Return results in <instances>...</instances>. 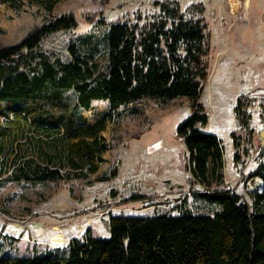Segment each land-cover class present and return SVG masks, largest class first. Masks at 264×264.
Instances as JSON below:
<instances>
[{
    "label": "trees",
    "instance_id": "1",
    "mask_svg": "<svg viewBox=\"0 0 264 264\" xmlns=\"http://www.w3.org/2000/svg\"><path fill=\"white\" fill-rule=\"evenodd\" d=\"M1 1L14 11L28 4L52 14L65 0ZM154 6L159 8L158 14L143 24L141 16L135 23H112L102 38L104 63L94 54L99 44L96 34L72 39L68 60L41 51L42 41L50 34L78 27L73 14L52 17L19 44L0 47V107L26 103L14 110L10 129L17 128L21 120L38 118L51 126L43 127V133L53 138V148L39 154L42 164L17 152L7 180L86 181L107 161L111 146L105 133L120 107L147 99L171 102L186 98L191 102V114L176 135L188 153L190 183L206 187L195 192L196 197L218 210L212 215L195 214L180 206L178 215H112L109 238L95 237L87 228L82 237L70 239L68 246L55 247L67 246L65 255L4 256L0 264H264V154L252 175L262 181L263 189L251 192L250 201L230 189H212L222 179L224 146L216 134L202 129L209 124L200 98L210 75L207 57L211 50L203 8L194 4L183 11L176 0H158ZM70 92L76 95L74 102ZM102 101L109 103V111H96L94 103ZM236 113L240 125L248 127L249 116L241 98ZM6 131L0 119L1 138ZM233 144L234 160L239 162L241 141L236 134ZM5 149L13 152L14 146L2 142L0 153L6 154ZM116 175L114 171L111 177ZM149 198L135 194L128 202L150 203Z\"/></svg>",
    "mask_w": 264,
    "mask_h": 264
},
{
    "label": "rangeland",
    "instance_id": "2",
    "mask_svg": "<svg viewBox=\"0 0 264 264\" xmlns=\"http://www.w3.org/2000/svg\"><path fill=\"white\" fill-rule=\"evenodd\" d=\"M155 1L158 0H111L103 5L96 0H65L47 14L28 4L14 11L0 0V47L19 44L30 32L49 24L52 17L73 14L78 27L50 34L42 41L41 51L68 60L72 39L96 34L99 39L95 43L99 44L94 54L104 63L102 38L112 23H135L141 16L143 24L158 14ZM176 1L183 11L194 4L203 8L202 17L211 38L207 57L210 75L200 98L209 124L202 129L216 134L224 146L222 179L212 189H230L250 201L249 182L264 147V0ZM68 94L74 102L76 95ZM240 98L249 116L246 128L240 125L236 113ZM25 105L4 103L0 107L5 114H0V119L7 128L0 144L14 146L13 152L5 149L6 154L0 153V257L65 255L67 247H53L54 235L62 234L68 241L82 237L91 228L93 236L109 238L112 215H178L180 206L195 214L212 215L218 210L196 197L195 192L205 191L206 187L190 183L188 153L176 135L179 125L191 114L188 99H147L120 107L105 133L111 149L97 175L86 181L42 183L7 180L17 152L42 164L40 152L53 148V138L43 133V127L50 125L40 123L38 118L21 120L17 128L10 129L14 110ZM94 106L97 112L110 110L108 102H95ZM233 134L241 141L239 162L234 160ZM23 162L24 159L19 164ZM114 171L117 175L111 177ZM99 176L109 179L98 180ZM135 194L149 196L153 201L128 202ZM107 210L112 211L104 214ZM34 226H41L43 234L39 236Z\"/></svg>",
    "mask_w": 264,
    "mask_h": 264
},
{
    "label": "bare ground",
    "instance_id": "3",
    "mask_svg": "<svg viewBox=\"0 0 264 264\" xmlns=\"http://www.w3.org/2000/svg\"><path fill=\"white\" fill-rule=\"evenodd\" d=\"M17 228L21 229V227L19 226ZM34 228H36V232L39 234V236L43 234L44 229L41 226H34ZM52 240H53V244H52L53 247H62L68 244V241L64 238L62 234L54 235Z\"/></svg>",
    "mask_w": 264,
    "mask_h": 264
},
{
    "label": "built area",
    "instance_id": "4",
    "mask_svg": "<svg viewBox=\"0 0 264 264\" xmlns=\"http://www.w3.org/2000/svg\"><path fill=\"white\" fill-rule=\"evenodd\" d=\"M256 170V169H255ZM254 170V171H255ZM249 186L250 188L252 189L251 192H261L262 189H263V184H262V181L260 179H257V178H252L251 179V182H249ZM110 211V210H109ZM104 212V214H108V212ZM112 211V210H111ZM102 214V216L104 215Z\"/></svg>",
    "mask_w": 264,
    "mask_h": 264
},
{
    "label": "water",
    "instance_id": "5",
    "mask_svg": "<svg viewBox=\"0 0 264 264\" xmlns=\"http://www.w3.org/2000/svg\"><path fill=\"white\" fill-rule=\"evenodd\" d=\"M263 146H264V142H263ZM261 152H262V154H264V147L262 148Z\"/></svg>",
    "mask_w": 264,
    "mask_h": 264
},
{
    "label": "crops",
    "instance_id": "6",
    "mask_svg": "<svg viewBox=\"0 0 264 264\" xmlns=\"http://www.w3.org/2000/svg\"><path fill=\"white\" fill-rule=\"evenodd\" d=\"M65 239H66V238H65ZM70 239H72V237H71ZM70 239L68 240V244H69ZM66 240H67V239H66ZM68 244H67V246H68ZM67 246H66V247H67Z\"/></svg>",
    "mask_w": 264,
    "mask_h": 264
}]
</instances>
